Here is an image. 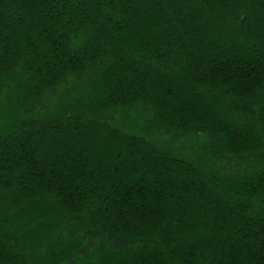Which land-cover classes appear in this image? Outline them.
Here are the masks:
<instances>
[{
  "label": "trees",
  "instance_id": "16d2710c",
  "mask_svg": "<svg viewBox=\"0 0 264 264\" xmlns=\"http://www.w3.org/2000/svg\"><path fill=\"white\" fill-rule=\"evenodd\" d=\"M179 261L264 264V0H0V264Z\"/></svg>",
  "mask_w": 264,
  "mask_h": 264
},
{
  "label": "rangeland",
  "instance_id": "374dc122",
  "mask_svg": "<svg viewBox=\"0 0 264 264\" xmlns=\"http://www.w3.org/2000/svg\"><path fill=\"white\" fill-rule=\"evenodd\" d=\"M160 33V32H159ZM166 37H164L163 39H165ZM152 43H156V44H159V42L158 41H151ZM143 49L145 48V47H142ZM108 55V51H102V53L100 54H97L95 57L97 58V59H100L101 57H104V56H107ZM165 55H168V53L167 52H165ZM96 60V59H95ZM94 60V61H95ZM79 61H80V63H78V64H73V65H70V64H67V63H64V62H62V64L60 65V66H62V70L63 69H69L71 66H74V67H80V64H82L83 63V61H84V59H79ZM14 61H9V58H7V61L5 60V62L4 63H6V64H10V63H13ZM85 62V61H84ZM88 63V62H87ZM90 64V63H89ZM90 67H91V65H90ZM34 92H36L35 94H37L38 92L37 91H34ZM117 92L119 93V98L120 99H125L126 97H128V96H123L122 95V93L119 91V90H117ZM108 105H109V103H108ZM123 120H121L120 121V123L122 122ZM232 126V125H231ZM223 148V147H222ZM152 224L151 225H149V228H151L152 229ZM138 232H141L139 229L137 230V231H133V232H131L130 231V234L131 235H136V234H138ZM170 251V250H169ZM172 252V251H171ZM167 253H169V252H167ZM162 255H164V256H167V255H169V254H165V253H163ZM178 261V260H177ZM192 261V260H191ZM190 261V262H191ZM179 264H184L183 262H181V261H179L178 262Z\"/></svg>",
  "mask_w": 264,
  "mask_h": 264
}]
</instances>
